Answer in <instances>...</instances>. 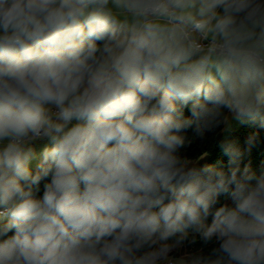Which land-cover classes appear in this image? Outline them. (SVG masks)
Here are the masks:
<instances>
[{
  "label": "clouds",
  "instance_id": "clouds-1",
  "mask_svg": "<svg viewBox=\"0 0 264 264\" xmlns=\"http://www.w3.org/2000/svg\"><path fill=\"white\" fill-rule=\"evenodd\" d=\"M234 122L264 129V0H0V264H264Z\"/></svg>",
  "mask_w": 264,
  "mask_h": 264
},
{
  "label": "trees",
  "instance_id": "trees-1",
  "mask_svg": "<svg viewBox=\"0 0 264 264\" xmlns=\"http://www.w3.org/2000/svg\"><path fill=\"white\" fill-rule=\"evenodd\" d=\"M257 134L258 142L256 147L252 152L246 156L245 163H251V166L254 170L259 172L262 165H264V129H260L251 125H236L232 128L229 138L237 141L239 144L243 145L246 137L251 134ZM223 139L221 130H217L215 134H208L203 140L193 139L185 149L182 150L183 154L188 156L191 159L204 160L201 163H213L218 160H222L223 157L218 150V143ZM32 171H36V167H31ZM47 179H50L47 178ZM47 180H42L39 186L40 190L36 193L37 197L42 196L43 185ZM224 200L221 198V203ZM13 233H9L11 235ZM2 239V238H0ZM202 247L201 242L197 240L195 244L188 245V247L183 251L195 252ZM209 251L208 247L204 248V253L207 254ZM180 253H173V255H178Z\"/></svg>",
  "mask_w": 264,
  "mask_h": 264
},
{
  "label": "crops",
  "instance_id": "crops-1",
  "mask_svg": "<svg viewBox=\"0 0 264 264\" xmlns=\"http://www.w3.org/2000/svg\"><path fill=\"white\" fill-rule=\"evenodd\" d=\"M46 143H47L46 141H42V142H38L37 144H35V148H36L37 152H39V150H40L41 148H43L44 145H45ZM40 147H41V148H40ZM31 164H32V163H31Z\"/></svg>",
  "mask_w": 264,
  "mask_h": 264
},
{
  "label": "rangeland",
  "instance_id": "rangeland-1",
  "mask_svg": "<svg viewBox=\"0 0 264 264\" xmlns=\"http://www.w3.org/2000/svg\"><path fill=\"white\" fill-rule=\"evenodd\" d=\"M236 125H239V124H237V123L234 122V123H233V127L236 126ZM233 127H232V128H233ZM231 130H232V129H231ZM230 132H231V131H230ZM221 133H222V132H221ZM229 134H230V133H229ZM229 134H228V135H229ZM222 135H223V133H222ZM37 143H38V142H36V144H37ZM40 148H41V147H40ZM40 150H42V148H41ZM40 150H39V151H40ZM35 164H36V161H33L32 164H30V167L35 166ZM182 251H183V250H182ZM178 255H179V254H178Z\"/></svg>",
  "mask_w": 264,
  "mask_h": 264
}]
</instances>
